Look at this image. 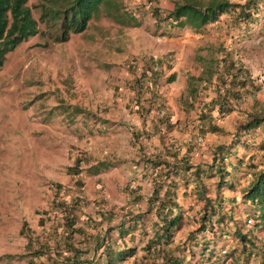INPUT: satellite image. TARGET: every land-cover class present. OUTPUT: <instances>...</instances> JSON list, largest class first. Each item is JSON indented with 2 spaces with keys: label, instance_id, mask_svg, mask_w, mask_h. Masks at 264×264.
<instances>
[{
  "label": "rangeland",
  "instance_id": "374dc122",
  "mask_svg": "<svg viewBox=\"0 0 264 264\" xmlns=\"http://www.w3.org/2000/svg\"><path fill=\"white\" fill-rule=\"evenodd\" d=\"M37 1L28 0V4L38 21L39 32L6 52L0 63V264H36L30 261L31 249L19 234L22 218L49 210L46 201L55 191L56 178L62 181L60 198L68 196V185H73L76 177L82 178L83 183L90 181L89 188L92 187L96 175L86 174L87 165L96 159L110 161L112 158L101 148L107 141L101 132L105 129L102 114L116 95H110L112 83L116 80L115 84H119L116 87H121L122 80L138 76L143 58L150 54L161 56L162 50L170 49L167 50L171 54L167 57L169 61L165 62L171 67L163 68V64L159 82L165 100L173 104L170 110L176 124L160 138V143L169 149H179L180 154L190 145L191 162L206 170L198 183L207 187L205 194L213 200L218 173L214 165L212 169L205 167L215 162L212 159L218 150L217 144L230 142L236 124L245 120L246 110H264V0L248 20L234 22V12L229 11L204 30L184 29L174 35L160 33L165 27L156 29L149 11L152 5L169 10L173 0H152L151 3L123 0L129 11L137 12L138 8L136 14L143 13L139 26L120 24L101 12L89 21L85 30L71 32L64 41L54 40L39 17ZM166 40H174L175 44H167ZM222 48L242 61L262 88L255 97L247 95L236 102L232 112L215 114L214 122L219 129L202 134L198 114L202 103L214 92L210 87L203 88L204 80H194L198 89L191 95L187 89L188 78L202 70L204 63L200 57H218ZM172 70L175 78L166 80ZM166 92H169L168 98ZM261 135V129L256 128L255 138L249 137V143L242 144L236 154L232 152L224 160L228 170L226 178L228 182L233 179L234 189L228 184L222 187L223 231L212 235L206 230L198 235V242L189 245L191 264H263L260 251L248 258L242 249L243 241L235 235V229L245 232L254 227L256 241L264 242V230L260 225L249 227L245 224L252 207L241 199L252 172L264 166V153L258 143ZM135 138L140 145L142 137L137 134ZM136 144L135 148H139ZM122 146L127 147L125 138ZM124 151L119 159H134ZM252 152L257 153L253 159L255 166L246 169L236 163L237 158L246 159ZM77 157L81 158L83 169L80 174L73 175L67 167L75 164ZM195 182L193 177L187 194H180L184 206L192 207L177 229L182 236L200 222L204 198L197 196ZM183 189L181 185L180 191ZM212 236L213 240L202 241ZM223 248L227 253H222Z\"/></svg>",
  "mask_w": 264,
  "mask_h": 264
},
{
  "label": "trees",
  "instance_id": "16d2710c",
  "mask_svg": "<svg viewBox=\"0 0 264 264\" xmlns=\"http://www.w3.org/2000/svg\"><path fill=\"white\" fill-rule=\"evenodd\" d=\"M261 0H173V6L165 10L158 5H152L150 14L154 17L156 29L160 33L167 32L170 35L178 34L181 30L189 29L192 31L204 30L209 23L218 20L220 15L225 12L233 11L232 20H248L258 10ZM151 3L152 0H147ZM35 6L40 8V19L45 22L47 29L54 40L64 41L69 38L71 32H81L85 30L89 21L98 17L102 12L105 16L123 25L139 26L142 23L143 16L140 13L129 11L123 5V0H38ZM39 32L38 21L33 16L32 7L28 0H0V63L4 60L5 53L13 50L21 41L29 36ZM221 55L206 59L200 57L203 61L202 70L198 75L190 74L188 78V90L190 94H195L198 85L194 80H204L203 88L210 87L214 94L209 100L202 103V109L198 114L199 131L202 134L216 131L219 126L214 122L215 114L225 115L235 109L236 102L242 100L245 96L255 97L256 93L262 88L252 75L249 68L239 59L235 58L232 52L222 48ZM169 51L161 56L147 55L143 58L141 72L138 76H133L127 80L129 86L135 88L136 92L142 94L145 104L141 116L147 117L151 110L158 112V121L154 130L145 132L144 135L150 137L152 134L160 133L161 136L176 124L171 115L170 106L165 100L163 93L157 91L161 85L160 77L163 74V68L171 67L167 57ZM164 64V67L162 68ZM175 78V71L170 72L166 80ZM138 97V96H137ZM215 111V112H214ZM103 121H106L103 118ZM261 129V138L258 141L259 148L264 153V110L252 108L246 110V118L239 121L233 131V137L228 144H217L218 150L213 156L214 163L209 164L205 169H212L218 173V179L213 187L215 198L211 200L205 194L207 187L198 183L201 173L204 170L200 164H193L190 160V145L180 154L177 148H164L161 152L155 153L148 158L146 174L152 177V190L146 198L139 192L136 185H125V192L128 194V200L125 204L118 207L100 205L99 214L102 221H106L103 231L96 233H87L80 240L86 241L85 247L78 244L68 245V264H91L90 259L96 257L94 262L100 264H120L136 252V237L143 239V254L140 261H133L130 264H191L188 256L189 245L198 242L197 237L201 232L209 230L212 235L223 231L224 211L223 198L221 193L225 184L234 189L233 179L228 182L224 160L230 153L236 154L242 147V144L248 141V138L254 139L255 129ZM137 135V134H136ZM136 135H134L136 137ZM242 139V140H241ZM243 142V143H241ZM249 143V142H247ZM216 155L218 158H215ZM257 153H250L246 159L237 158L236 163L246 166L248 169L255 166L253 159ZM264 157V155H263ZM76 163L69 165L67 171L70 174L78 175L82 171L81 158H76ZM113 162L107 159H96L86 167V174H96L101 170L108 168ZM195 178V187L197 196L204 198L203 208L199 214L200 222L198 226L191 229L181 241H174V234L181 227V223L186 218V212L192 208L190 205L184 206L179 200L181 185L183 196L187 194L188 184L192 178ZM75 184L83 185L80 177L75 178ZM54 202L62 204L61 183L54 182ZM241 193V199L245 204L252 207L251 213L245 218L252 219V226H261L264 230V166L257 168L252 172L251 178L244 186ZM74 203L80 202L83 196L75 195ZM74 199V198H73ZM66 206L68 213L77 206ZM81 203V202H80ZM64 205V204H63ZM62 205V206H63ZM144 205V206H142ZM79 206L76 208H80ZM137 206V207H136ZM192 215V214H191ZM215 216V219L212 217ZM75 217L68 216V238H71L73 232L85 233L84 228L74 222ZM26 221L22 222L20 233L25 229ZM217 225V226H215ZM251 227V226H249ZM242 230V229H241ZM235 229V235L243 241L242 249L246 256L255 253L264 259V242L258 243L254 236V227L248 228L245 232ZM243 231V230H242ZM214 236L204 238L202 241L209 242ZM91 240V241H90ZM207 247V246H206ZM93 255V257H90ZM248 260V259H247ZM197 264V263H195ZM264 264V261H263Z\"/></svg>",
  "mask_w": 264,
  "mask_h": 264
},
{
  "label": "crops",
  "instance_id": "0c3cea01",
  "mask_svg": "<svg viewBox=\"0 0 264 264\" xmlns=\"http://www.w3.org/2000/svg\"><path fill=\"white\" fill-rule=\"evenodd\" d=\"M166 43L173 46L175 41L166 40ZM167 50H162L161 53ZM115 83L116 80L112 83L110 95H115V93L116 95L110 101V106H106L102 114L106 121H103L105 129L101 131L104 132L103 135L107 139L105 143H102L101 148L104 153L112 157L110 161L112 162L114 160V163L109 168L93 174L96 175V178L91 188H89L90 181H86L81 186L75 183L71 186L68 185V196L66 198L61 197L64 199L62 204L54 202L56 199L53 198V193L51 198L49 200L47 199L48 202L46 201L49 204L46 206L49 209L48 211L33 214L32 217L30 216L32 221H29L30 217L22 218V222L26 221V224L23 230L24 232H19V234L24 236L25 245L28 249H31V262L35 261L36 264H68V259H66L69 253L68 245L78 244L79 246L85 247L86 241H82L80 238L87 233H96L98 230L103 231L106 221L99 223L101 219L98 211L101 208L98 204L99 202L103 203V206L114 207L118 210V207L125 204L129 199L128 194L124 190L127 183L138 186L140 188L139 192L144 198L152 190V177L146 174L147 161L143 158H148L151 155H155V153L161 152L160 149L163 151L165 146L160 143V138L162 137L160 133L152 134L150 137L144 134L145 132L156 129L154 125L158 121L157 117L159 113L151 110L144 119V116H141L140 112L145 104V99L142 98V94L136 92L134 87L125 84L128 83L127 80L121 81L120 84L124 83V85H120L121 87H116L119 84ZM118 89H121L119 93ZM157 91L165 94L161 86L158 87ZM167 93L168 98L169 92H166V95ZM167 104L170 106V109H173L172 102L168 100ZM86 130L88 131L89 128L86 127ZM135 134H138L140 138L142 137V143L140 145L136 144ZM123 138H125L127 147L122 146ZM130 139L133 140L130 142L133 145L128 144ZM134 144L139 148H135ZM124 150H127L128 154H132L129 158L134 159H131V161L123 158L119 159L122 153H125ZM117 157L118 159H115ZM56 180L55 182L62 183L59 178H56ZM179 193L181 194L182 191ZM89 194L92 197L88 196ZM180 194L178 197L179 200H181ZM75 195L83 196L84 199L80 201L81 203H74L76 200ZM71 200L70 205L78 207L80 204L81 206L78 209H76L77 207L72 209V213H68L66 206L69 205L68 201ZM71 215H74L75 224L83 227L84 231L82 232L85 233L73 232L71 234H75L71 238H68V229L72 228L70 223L68 225V216L71 217ZM173 238L174 241L178 242L184 237L176 230ZM135 241L137 243L135 254L120 262V264H130L133 261L139 262L141 260L140 256L144 252L142 244L145 241L143 239L140 240L138 236ZM90 257H93V255ZM95 259L96 257L91 258L90 263L96 264L94 262ZM100 264H104L103 261Z\"/></svg>",
  "mask_w": 264,
  "mask_h": 264
},
{
  "label": "clouds",
  "instance_id": "9594fccd",
  "mask_svg": "<svg viewBox=\"0 0 264 264\" xmlns=\"http://www.w3.org/2000/svg\"><path fill=\"white\" fill-rule=\"evenodd\" d=\"M174 71V70H172ZM102 123H103V119H102ZM130 185H134V184H130ZM53 187V186H52ZM55 188V187H54ZM247 225L248 226H252V219L251 221L247 220ZM225 250V251H224ZM222 253H227V250L225 248L222 249ZM198 264V263H197Z\"/></svg>",
  "mask_w": 264,
  "mask_h": 264
},
{
  "label": "built area",
  "instance_id": "2783aa9c",
  "mask_svg": "<svg viewBox=\"0 0 264 264\" xmlns=\"http://www.w3.org/2000/svg\"><path fill=\"white\" fill-rule=\"evenodd\" d=\"M200 139V138H199ZM249 221H251V219H249ZM225 251V250H224Z\"/></svg>",
  "mask_w": 264,
  "mask_h": 264
}]
</instances>
